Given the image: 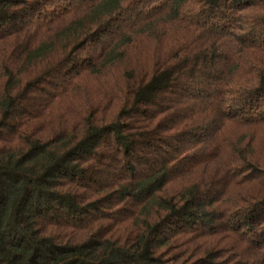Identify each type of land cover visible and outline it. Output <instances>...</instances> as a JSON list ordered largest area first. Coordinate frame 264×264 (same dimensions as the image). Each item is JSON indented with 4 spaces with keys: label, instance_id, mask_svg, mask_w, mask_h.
Masks as SVG:
<instances>
[{
    "label": "trees",
    "instance_id": "obj_1",
    "mask_svg": "<svg viewBox=\"0 0 264 264\" xmlns=\"http://www.w3.org/2000/svg\"><path fill=\"white\" fill-rule=\"evenodd\" d=\"M263 131L264 0H0V264H264Z\"/></svg>",
    "mask_w": 264,
    "mask_h": 264
},
{
    "label": "rangeland",
    "instance_id": "obj_2",
    "mask_svg": "<svg viewBox=\"0 0 264 264\" xmlns=\"http://www.w3.org/2000/svg\"><path fill=\"white\" fill-rule=\"evenodd\" d=\"M262 135H263V141H262L260 147L262 146L264 148V131L262 132ZM260 147H259V149H260ZM260 152L261 153H258V151H257L258 159H260L262 161V164L264 165V150H261Z\"/></svg>",
    "mask_w": 264,
    "mask_h": 264
}]
</instances>
